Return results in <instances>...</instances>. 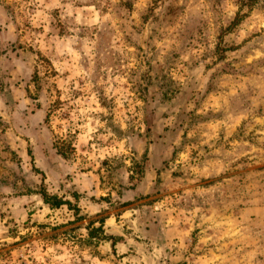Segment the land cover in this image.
<instances>
[{"label":"rangeland","instance_id":"374dc122","mask_svg":"<svg viewBox=\"0 0 264 264\" xmlns=\"http://www.w3.org/2000/svg\"><path fill=\"white\" fill-rule=\"evenodd\" d=\"M0 264H264V0H0Z\"/></svg>","mask_w":264,"mask_h":264},{"label":"trees","instance_id":"16d2710c","mask_svg":"<svg viewBox=\"0 0 264 264\" xmlns=\"http://www.w3.org/2000/svg\"><path fill=\"white\" fill-rule=\"evenodd\" d=\"M234 25H237V22L234 23ZM42 196H43L44 202L46 204H50L52 207L59 208L65 204V202H63L62 200H59L56 197L48 196L46 193H42Z\"/></svg>","mask_w":264,"mask_h":264}]
</instances>
